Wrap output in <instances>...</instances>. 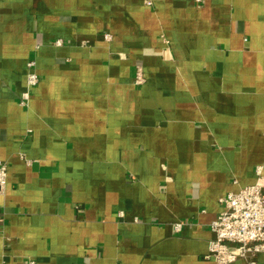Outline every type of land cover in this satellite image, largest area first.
Wrapping results in <instances>:
<instances>
[{
  "label": "crops",
  "instance_id": "obj_1",
  "mask_svg": "<svg viewBox=\"0 0 264 264\" xmlns=\"http://www.w3.org/2000/svg\"><path fill=\"white\" fill-rule=\"evenodd\" d=\"M0 161V264H214L264 183V0H0Z\"/></svg>",
  "mask_w": 264,
  "mask_h": 264
},
{
  "label": "built area",
  "instance_id": "obj_2",
  "mask_svg": "<svg viewBox=\"0 0 264 264\" xmlns=\"http://www.w3.org/2000/svg\"><path fill=\"white\" fill-rule=\"evenodd\" d=\"M197 6L203 0H194ZM150 4V2H147ZM59 46L60 41L53 43ZM27 89L39 84V77L34 72L35 62H27ZM134 85L143 83V73L140 66L135 67ZM28 92L20 97L23 105L28 99ZM261 167L256 168L258 181L249 186L242 187L237 192H230L219 198L220 212L210 223V230L214 237L208 243V253L205 259L212 260L214 264H233L243 259L251 261L257 254L264 253V183H261ZM7 185V164L0 161V194H3ZM119 216H123L120 212ZM1 221V219H0ZM183 223L174 224V229L181 230ZM20 264H36L32 259L22 261Z\"/></svg>",
  "mask_w": 264,
  "mask_h": 264
}]
</instances>
